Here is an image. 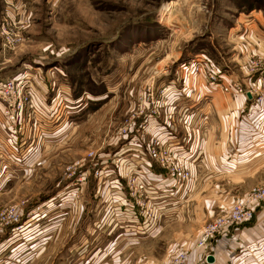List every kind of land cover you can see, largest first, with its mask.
<instances>
[{"label":"rangeland","instance_id":"374dc122","mask_svg":"<svg viewBox=\"0 0 264 264\" xmlns=\"http://www.w3.org/2000/svg\"><path fill=\"white\" fill-rule=\"evenodd\" d=\"M173 1L0 0V82L16 79V87L22 79L23 97L29 89L33 91L32 102L17 108L16 121L0 108V222L2 212H7L6 216L10 209H16L18 216L16 231L9 226L0 235L10 236L8 246L12 237L16 238V264L32 263L34 239L43 242L62 226L66 231L61 222L67 218L79 220L78 228L88 238L102 231L94 220L110 214L108 183L102 179L97 192L98 180L89 175L86 186L80 188L77 162H90V152L120 149L126 141L121 139V129L137 109L142 92L151 88L160 93L171 85L182 88L183 66L201 54L231 75L229 82L241 83L243 73L259 79L264 89L261 60H247L245 72L241 71L244 60H233L242 57L244 41L237 43L236 35L241 39L245 26L254 24L264 35V0H181L180 5L166 10ZM199 77L192 76L185 88L198 87L197 79L205 84ZM206 85L203 102L202 97L188 92L167 101L168 110L177 118L179 107L203 105L205 120L197 131L208 138L207 130L213 126L218 138L220 117L213 105L221 96L226 97L224 94H236ZM190 115L186 113L184 121ZM136 134L142 137L141 132ZM226 154L234 160V151ZM218 178L229 181L235 190H248L230 195L225 210H209L199 196H192L190 188L177 208L162 216L151 230L137 232V236L149 237L146 249L154 261L151 264H164L175 253L193 248L216 215L230 211L237 203L247 204L249 190L264 185V168L246 177ZM263 206L257 207L254 216ZM254 216L221 235L226 236V249L234 245L229 238L232 230L242 231L243 239L239 256L218 264H241L242 256L251 259L249 252L254 246L249 237L258 226L253 224ZM73 228L76 226L68 227L70 234ZM126 229L120 226L116 231L124 233ZM181 238L184 242L173 247ZM72 243V238L53 241L32 264H43L54 248L67 250Z\"/></svg>","mask_w":264,"mask_h":264},{"label":"built area","instance_id":"2783aa9c","mask_svg":"<svg viewBox=\"0 0 264 264\" xmlns=\"http://www.w3.org/2000/svg\"><path fill=\"white\" fill-rule=\"evenodd\" d=\"M13 17L15 18L14 15ZM183 67L185 73L182 88L171 85L169 89L163 88L160 93H155L151 88L142 92L137 109L128 124L121 129V139L126 141L122 142L119 150L103 154L90 152V162L87 163L84 159L77 162L80 188L86 186L89 175L98 180L97 192H100L102 179L104 184L108 183L107 206L110 214L104 219L106 223H113L116 227L119 224H122L121 227L133 224L136 232L147 233L162 216L175 210L181 198L189 192L196 158L193 155H183L180 147L168 137L173 131L175 117L173 111L169 112L167 101L188 92L193 94V88H185L192 76H202L211 88L243 96L252 106L253 103L264 106V93L258 95L254 88L244 87L238 81L227 83L222 68L204 54L189 60ZM15 81L0 82V108L12 121H16L18 117L17 110L23 108L24 102H32L30 97H33L30 89L23 97L24 82L22 79L18 80L15 87ZM36 98L34 96V101ZM137 132H141V138L137 137ZM145 134L149 136L145 138ZM130 135L131 139L127 141ZM232 151L233 148H229V152ZM262 203L264 185L253 186L249 190L247 204L237 203L230 211L216 215L204 227L193 248L175 253L164 264L214 263L217 260L212 247L214 239L224 234L228 228L252 220L257 207ZM2 214L0 233L9 226L16 231V209H10L6 216L3 212ZM211 255L214 256V262L208 260Z\"/></svg>","mask_w":264,"mask_h":264},{"label":"crops","instance_id":"0c3cea01","mask_svg":"<svg viewBox=\"0 0 264 264\" xmlns=\"http://www.w3.org/2000/svg\"><path fill=\"white\" fill-rule=\"evenodd\" d=\"M248 25V27L245 26V32L241 39L236 35L237 43H240L241 40L244 41V44H241L243 48L240 49V51L242 50V57L240 59L233 58V60H244L241 64V71L243 72H245L243 69L244 63H247V60H261L259 65H264V35L256 31L254 24L249 23ZM224 73L225 80L228 83L232 77L228 73ZM255 78H247L242 73L241 81L243 83H241L246 87L251 86L260 95L264 93V89L260 87L259 79L256 80ZM196 82H199V84L197 83L198 87L194 86L193 95L197 98L202 97L203 102L206 93L203 94L202 90L206 82L204 84L199 79ZM212 91L210 90L209 93L213 96ZM224 95L226 97L221 96L213 105L214 112L220 117V134L218 138L214 137L215 128L213 126L207 130L208 138L203 136L204 132L200 134L197 131L198 127H202V119L206 115H203V105L198 104L179 107L178 112L180 115L177 117L178 119L175 118L173 131L168 135L180 147L179 150L183 155H193V158H196L193 164L191 194L194 195V198L199 196V199L203 200L204 208L209 210H225L232 199L230 195H239L248 190L243 192L239 189L235 190V187L230 186L229 181L222 182L218 178L219 176L246 177L264 168V114L262 113L264 106L255 105L254 103V106H252L250 101L240 95ZM186 113L192 115L187 121H184ZM261 113L263 116L260 115ZM185 125H187V129ZM229 148H233L234 160L226 154ZM104 219L105 217L94 220L102 231H98L95 235L91 234L90 238L78 228L79 220L75 222L71 218H67L66 222L63 220L61 225L66 224L67 232L70 225L76 226V228H73L70 234L63 230L62 226L55 235L44 238L45 240L40 243H37L38 239L35 238L31 247L33 253L31 255L33 257L32 263L33 259L35 260L42 255L47 250V246L52 244L53 241H68L71 238L73 243L69 249H58L59 251H57L54 248L47 255L43 264H151L154 262L149 259V253L146 249L149 237L137 236L138 233L133 224L121 227H127L126 232H117L119 227L111 225L110 222L106 223ZM36 223L37 218L34 225ZM253 224H258V226H254L253 236L249 237V241H251L249 243L254 246L249 252L252 257L247 261V257L242 256L241 264H264V206L255 214ZM242 236V231L232 230L229 238L233 240L232 244L234 245L230 244L227 249L223 247L226 236L216 237L212 242V247L216 246L213 250L217 260L212 264H218L220 260H228L234 255L239 256L240 249L238 246L240 239H243ZM47 239L48 242H45ZM10 240L11 238L7 234L0 235V264H16V238L12 237L13 242L8 246ZM49 241L52 242L49 243ZM182 242H184L183 238L176 240L173 247L182 244ZM193 244L190 246H193ZM30 254L28 253V255ZM34 264H37V262Z\"/></svg>","mask_w":264,"mask_h":264},{"label":"bare ground","instance_id":"6f19581e","mask_svg":"<svg viewBox=\"0 0 264 264\" xmlns=\"http://www.w3.org/2000/svg\"><path fill=\"white\" fill-rule=\"evenodd\" d=\"M180 2H181V0H174L171 4H169V7H167L166 10H170L171 7L174 6V5H180Z\"/></svg>","mask_w":264,"mask_h":264},{"label":"water","instance_id":"95a60500","mask_svg":"<svg viewBox=\"0 0 264 264\" xmlns=\"http://www.w3.org/2000/svg\"><path fill=\"white\" fill-rule=\"evenodd\" d=\"M208 260L210 261V262H214V256L213 255H211V256H209V258H208Z\"/></svg>","mask_w":264,"mask_h":264}]
</instances>
